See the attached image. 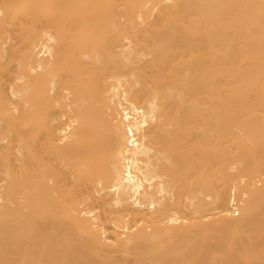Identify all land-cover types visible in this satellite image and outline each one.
<instances>
[{
	"label": "bare ground",
	"instance_id": "bare-ground-1",
	"mask_svg": "<svg viewBox=\"0 0 264 264\" xmlns=\"http://www.w3.org/2000/svg\"><path fill=\"white\" fill-rule=\"evenodd\" d=\"M0 264H264V0H0Z\"/></svg>",
	"mask_w": 264,
	"mask_h": 264
}]
</instances>
